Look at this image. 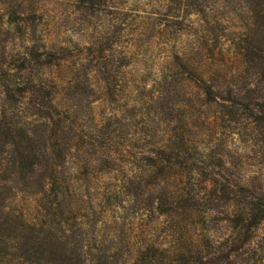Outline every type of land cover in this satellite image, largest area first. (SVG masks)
Listing matches in <instances>:
<instances>
[{"label":"trees","instance_id":"obj_1","mask_svg":"<svg viewBox=\"0 0 264 264\" xmlns=\"http://www.w3.org/2000/svg\"><path fill=\"white\" fill-rule=\"evenodd\" d=\"M0 264H264V0H0Z\"/></svg>","mask_w":264,"mask_h":264},{"label":"rangeland","instance_id":"obj_2","mask_svg":"<svg viewBox=\"0 0 264 264\" xmlns=\"http://www.w3.org/2000/svg\"><path fill=\"white\" fill-rule=\"evenodd\" d=\"M115 5H116V4H115ZM141 7H142V4H139V9H140ZM129 9H130L129 11H130L131 15L136 16V14H137L136 9L133 8V7L129 8ZM139 9H138V10H139ZM142 10H145V9L142 8L141 11H142ZM133 30H134V29H133ZM153 45H154V44H153Z\"/></svg>","mask_w":264,"mask_h":264}]
</instances>
